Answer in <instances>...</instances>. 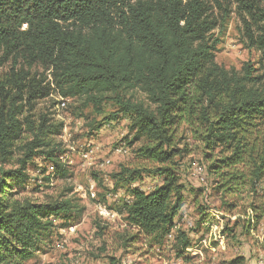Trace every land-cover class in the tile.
I'll return each instance as SVG.
<instances>
[{
	"label": "trees",
	"instance_id": "16d2710c",
	"mask_svg": "<svg viewBox=\"0 0 264 264\" xmlns=\"http://www.w3.org/2000/svg\"><path fill=\"white\" fill-rule=\"evenodd\" d=\"M228 4L230 0H0V68L9 64L0 77L1 164L10 162L16 142L26 135L16 168L0 169V264H26L59 229L72 227L83 214L76 200L64 195L44 203L14 199L16 189L31 183L28 171L35 158L51 163L53 174L68 175L52 139L61 135L63 124L33 114L36 103L53 94L81 99L96 111L110 100L117 110L105 120L127 117L132 142L123 140L128 147L143 141L135 155L153 166L122 168L113 177L112 193L125 185L127 200L108 206L125 223L120 236L125 247L139 242L160 247L172 239L176 257L187 260L191 241L176 229L185 201L177 159L190 155L186 144L178 149L182 126L207 151L200 164L204 181L212 176V190L227 209L247 203L251 218L243 221V230L249 234L257 228L264 219L259 186L264 181V10L259 0H235L242 35L259 53L261 74L249 63L236 72L215 62L219 40L213 32L230 16ZM33 69L40 72L31 74ZM143 175L159 178L161 184L148 191L132 186ZM33 180L37 190L42 186L38 182L49 183L48 177ZM198 216V229L215 223L203 208ZM242 262L237 258L230 264Z\"/></svg>",
	"mask_w": 264,
	"mask_h": 264
},
{
	"label": "rangeland",
	"instance_id": "374dc122",
	"mask_svg": "<svg viewBox=\"0 0 264 264\" xmlns=\"http://www.w3.org/2000/svg\"><path fill=\"white\" fill-rule=\"evenodd\" d=\"M212 1V0H209ZM264 10V0H259ZM232 3V6H231ZM231 13L226 22L213 32V37L219 42L215 52V62L226 70L240 72L242 67L249 63L259 71V53L250 48L242 35V24L235 11V0H230ZM0 54V58H1ZM9 70V64L0 68V77ZM33 69L31 74L39 73ZM58 95L53 94L48 99L38 101L34 108L37 118L40 114H47L53 122H61L63 130L61 135L52 137L53 144L58 145L64 157L68 175L61 178L48 172L52 165L35 158L29 166L30 178H49V183L38 182L42 186L30 183L25 189L15 190L14 199L17 201H31L44 203L58 199L61 195L72 197L78 206L83 209L82 217L72 223L74 230L63 233L59 229L52 241L40 246L35 256L26 264H230L235 259L243 260L241 264H264V219L255 230L246 234L243 230V221L247 222L250 216L247 203L240 202L235 210L223 206L220 195L212 190V176H207L204 183L192 176L195 164L200 166L203 155L207 152L202 143L194 138L196 135L182 126L178 137L184 138L178 149L187 145L190 155L177 159V175L179 183L183 186L184 204L177 218V229L185 232L191 247L185 250L184 257L177 258L173 249V242L167 240L160 247L149 248L139 242L135 247L127 248L122 245L121 235L125 233V223L122 217L114 211L115 217L105 219L98 213V206L105 208L126 201L127 188L114 190V176L122 168H151L149 162L137 159L135 152L142 146L143 141L134 142L131 147L126 143L132 142L133 133L129 131V120L122 115L115 116L112 121L105 120L116 114L117 107L110 100L102 103L96 111L81 99H69L63 110H57ZM142 100L141 95H137ZM264 136V122L260 127ZM26 135L16 142L14 155L9 163L1 164L0 169L10 170L16 168V160L21 158L20 147L25 142ZM126 140V143L124 140ZM123 144L128 148L125 155H117L114 149ZM91 152L89 160L82 155ZM109 161V164H105ZM249 158H244L247 165ZM43 170V171H42ZM42 172L43 175H42ZM42 175V176H41ZM161 180L156 177L143 175L132 186H138L144 191L159 186ZM93 186L95 196L91 197L89 188ZM264 190V181L259 185ZM71 190V191H69ZM202 191V193H200ZM70 192V193H69ZM105 197V204L102 198ZM261 195V192H259ZM229 203L230 198H225ZM203 208L213 223L211 229H198V211ZM60 222L56 225L59 226ZM99 228H102L100 230ZM215 228V229H214ZM226 228L232 230L223 234ZM206 239L205 243L202 240ZM216 239V241H214Z\"/></svg>",
	"mask_w": 264,
	"mask_h": 264
},
{
	"label": "built area",
	"instance_id": "2783aa9c",
	"mask_svg": "<svg viewBox=\"0 0 264 264\" xmlns=\"http://www.w3.org/2000/svg\"><path fill=\"white\" fill-rule=\"evenodd\" d=\"M69 103V99H63V98H59L57 100V105H56V109L57 110H63L66 108L67 104ZM114 153L117 154V155H125L128 153V148L126 146H124L123 144L117 146L115 149H114ZM91 155V152H86L82 155V158L86 161V160H89V156ZM59 160L60 162L67 166L66 163H65V159L64 157H62L61 155L59 156ZM105 164H109V161H105ZM48 172L49 173H54L55 172V169L53 167V165H49L48 166ZM192 176L197 179L199 182L201 183H204V170L201 166H199L198 164H195L192 168ZM31 183H34V180L31 179L30 180ZM89 194L91 197H94L95 196V192L93 190V186H91L89 188ZM98 213L101 217H104L105 219H109V218H113L116 216V214L113 212V211H110L108 210L107 208L99 205L98 206ZM207 229H211V227L213 225H207ZM176 229H177V226H176ZM215 229V228H214ZM74 230V227H69L67 228L66 230H62L63 233H67V232H71ZM171 238V235L169 236V239ZM214 241H216V239H214ZM206 242V239H203L202 240V243H205ZM262 264V262L260 263Z\"/></svg>",
	"mask_w": 264,
	"mask_h": 264
},
{
	"label": "crops",
	"instance_id": "0c3cea01",
	"mask_svg": "<svg viewBox=\"0 0 264 264\" xmlns=\"http://www.w3.org/2000/svg\"><path fill=\"white\" fill-rule=\"evenodd\" d=\"M126 199H127V197H126Z\"/></svg>",
	"mask_w": 264,
	"mask_h": 264
}]
</instances>
